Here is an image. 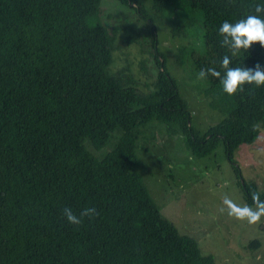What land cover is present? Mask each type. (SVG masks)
Here are the masks:
<instances>
[{"label": "trees", "instance_id": "1", "mask_svg": "<svg viewBox=\"0 0 264 264\" xmlns=\"http://www.w3.org/2000/svg\"><path fill=\"white\" fill-rule=\"evenodd\" d=\"M120 1L151 23L159 68L151 85L127 68L111 71L119 26L103 24L101 0H0V264H214L151 197L137 170V140L157 122L193 157L222 143L233 161L264 127V86L245 84L230 96L219 78L198 79L221 119L196 127L156 46L155 22L189 39L177 48V65L195 77L210 67L223 76L221 59L231 53L219 27L255 14L264 0ZM256 64L264 67L259 42L231 66ZM240 184L248 203L254 192L264 199V178L261 188ZM93 206L99 215L79 226L63 216L65 207L79 214Z\"/></svg>", "mask_w": 264, "mask_h": 264}, {"label": "rangeland", "instance_id": "2", "mask_svg": "<svg viewBox=\"0 0 264 264\" xmlns=\"http://www.w3.org/2000/svg\"><path fill=\"white\" fill-rule=\"evenodd\" d=\"M142 1L150 4L149 0ZM131 7L120 0H101L103 24L107 28L119 26L111 71L127 68L135 78L151 85L159 69L149 40L151 23L139 18ZM170 29L168 23L155 22L156 46L176 79L179 92L189 103L193 125L205 129L221 116L208 107L199 93L200 83L190 72V66L176 64L177 48L188 44L189 39L172 36ZM141 65L146 67L145 71ZM139 88L146 90L141 84ZM258 128L252 144H242L233 152V161L228 159L222 143L211 154L193 157L183 147L179 135L169 136L157 122L143 127L137 140V170L151 197L180 233L195 239L202 254L213 256L214 264H264V217L249 225L229 216L223 204L228 196L237 204L254 207L247 202L240 179L262 187L264 127ZM89 149L96 156L103 151ZM232 165L241 178L236 176Z\"/></svg>", "mask_w": 264, "mask_h": 264}, {"label": "clouds", "instance_id": "3", "mask_svg": "<svg viewBox=\"0 0 264 264\" xmlns=\"http://www.w3.org/2000/svg\"><path fill=\"white\" fill-rule=\"evenodd\" d=\"M254 13L246 18L238 20L236 23L224 21L219 27V34L223 37L221 44L226 47L231 55H224L220 62V67L224 69L223 76L215 68L201 69L197 78L205 80L209 76L219 78L223 86V91L228 95H234L237 91L243 90L245 84H255L257 87L264 86V67L256 64L254 68L241 67L232 65V58L238 55L243 49L247 51L254 42H259L264 47V4L257 3L254 7ZM252 203L240 205L225 196L223 204L226 206L228 215L235 217L237 220L246 221L249 225L257 224L264 217V199L261 194L254 192L251 196ZM223 211V209H221ZM63 216L68 223L81 225L85 218L94 219L99 215L98 210L93 207H86L76 214L72 208L65 207Z\"/></svg>", "mask_w": 264, "mask_h": 264}]
</instances>
